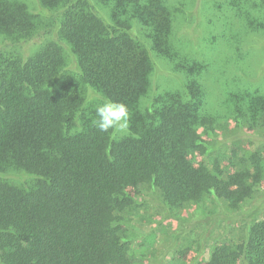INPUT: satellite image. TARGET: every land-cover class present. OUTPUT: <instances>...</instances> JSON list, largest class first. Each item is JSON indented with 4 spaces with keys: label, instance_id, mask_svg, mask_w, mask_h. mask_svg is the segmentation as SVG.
I'll list each match as a JSON object with an SVG mask.
<instances>
[{
    "label": "trees",
    "instance_id": "16d2710c",
    "mask_svg": "<svg viewBox=\"0 0 264 264\" xmlns=\"http://www.w3.org/2000/svg\"><path fill=\"white\" fill-rule=\"evenodd\" d=\"M34 3L0 0V264H264V0Z\"/></svg>",
    "mask_w": 264,
    "mask_h": 264
},
{
    "label": "rangeland",
    "instance_id": "374dc122",
    "mask_svg": "<svg viewBox=\"0 0 264 264\" xmlns=\"http://www.w3.org/2000/svg\"><path fill=\"white\" fill-rule=\"evenodd\" d=\"M31 1L33 2L32 5L34 6L35 5L34 0H31ZM184 35H187V32H185ZM210 45H212V44H210ZM16 47L17 46H13V47H10V48L13 49V48H16ZM200 48L201 47L197 46L196 50L200 51ZM211 49L212 50L209 53V55H211V59H214V60L217 59V61H219L220 58L223 59L224 58L223 56L228 54V51H227V48H226L225 45H219V46L212 45ZM254 51L256 53V66H255L256 74H254V75H257V71L259 70L260 66L264 63V46L263 45H259L258 47L254 48ZM202 54H206V53H202ZM161 63H162L161 65H164L163 62H161ZM165 67L164 68H159L162 71L159 72V74L157 76L158 82L164 87H167V86H170V85L171 86L176 85V83H175L176 80L172 79L170 77L171 75L169 77H167L168 73L166 72L167 69ZM219 78H218V73L215 74L212 71V73L210 74V78L208 80V85H209V88L211 90V98H212L213 101L216 100L218 98V96H220V87L223 86L222 82H224V81L221 78L219 80ZM257 83L258 82H256V84ZM230 127H231L230 124H228L225 127V128H227L225 130L229 131ZM220 133L223 134L222 131ZM225 169L227 171H229L230 167L226 164ZM144 209L146 210L147 208L145 207ZM152 211L154 212V210H152ZM186 213H187V215L189 217V220H191L193 222H195L194 220H196L197 217L199 216L198 214L195 213V206L193 204L188 205V207L186 208ZM156 219H161V217L157 215ZM146 220H147V217H143V218L139 219L138 220L139 222L136 223L137 227L140 228L141 230H146L148 228L150 229L151 225L149 223L147 224ZM165 221H166L165 224L167 225V227L170 228L172 231H175V230L179 229V227H182V226L185 227V225L180 226L178 221L175 220V219H172V218L166 219ZM148 225H150V226H148ZM213 226L214 227L211 228V227H208V226L201 225L198 228H194V229H192V232L190 233V236L191 237L197 236V235L205 232V237L204 238L207 241L211 240L214 237H218L219 236V232H221L223 228H221L219 226V224L216 223V222L213 224ZM196 256H197V251L196 250H193V251L188 253V259H192L193 260V259H195Z\"/></svg>",
    "mask_w": 264,
    "mask_h": 264
},
{
    "label": "clouds",
    "instance_id": "9594fccd",
    "mask_svg": "<svg viewBox=\"0 0 264 264\" xmlns=\"http://www.w3.org/2000/svg\"><path fill=\"white\" fill-rule=\"evenodd\" d=\"M93 126L102 133L110 130L117 135L127 134L130 127V113L123 103L104 100L95 108Z\"/></svg>",
    "mask_w": 264,
    "mask_h": 264
}]
</instances>
